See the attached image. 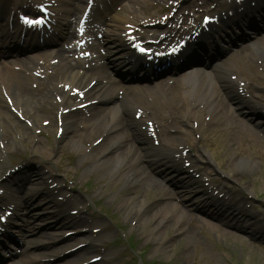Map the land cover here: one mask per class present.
Wrapping results in <instances>:
<instances>
[{
    "label": "bare ground",
    "instance_id": "6f19581e",
    "mask_svg": "<svg viewBox=\"0 0 264 264\" xmlns=\"http://www.w3.org/2000/svg\"><path fill=\"white\" fill-rule=\"evenodd\" d=\"M68 7L71 4L68 0H59ZM83 1V0H81ZM112 0L110 6L104 12L106 19L104 20V26L114 27L117 30L122 29L123 24L126 25L128 23H135L134 19L130 17L126 12L124 15L120 13H115L116 9L115 6L120 0ZM221 3L224 5L226 4L225 1L221 0ZM261 3H259L260 5ZM258 5V6H259ZM262 5V4H261ZM233 7V6H232ZM128 10V9H127ZM56 11V10H55ZM63 11V13H62ZM71 9H60L58 10L59 19L58 22L61 24H65L66 22V15L70 13ZM250 9L246 8L243 12H237L236 17L238 19L242 17H249ZM63 16V18H62ZM230 19H224L223 21L227 23ZM139 21V25H144L145 22ZM241 21V20H240ZM239 24V21L237 22ZM71 25V23H70ZM103 26V27H104ZM250 26L252 23L250 22ZM103 27L98 29L97 32H103ZM125 27V26H124ZM125 28L123 34L115 32L114 34H105V37L102 41H100V45L102 43L104 47H106L110 52H114L115 61H120L122 63H127L131 65V68L134 69L136 66L143 63V58L137 57L134 55L133 50L130 49L127 45V36H126ZM180 31H176L178 34ZM70 40V39H68ZM66 40V41H68ZM10 45V44H9ZM9 49V48H8ZM213 50L212 45L206 48V53H209L210 50ZM67 48L61 46L59 49L54 51L56 57L59 58V62L53 66L54 73L52 71L51 77L49 80L46 81L47 87H52L46 94L45 99L47 102L50 103L51 108L47 107L48 109H52L54 111V107H57L59 103H56L52 100V95L55 91H61L58 83L64 82V87H69L70 92L63 91L62 94L65 97L64 101L61 105L65 106V108L72 107V105L82 104L87 100L77 102L78 96H72L71 92L75 88H79L81 91H85L86 97L92 96L93 92L96 90L97 93L93 94V99H97V104H90L87 108L90 109L91 114L89 116L84 115L82 111L79 109L77 111H71L70 114L66 115L62 113V121L63 125L72 132L71 136V143L76 147L80 154L87 153V155L92 156L88 153L87 147L83 148V142H86V138L89 137L91 140V151L95 150L97 153L93 156L92 162H90V170H99V169H106L109 171L111 175H117L119 169H122L124 172L122 174H118L119 177L123 176L126 180L125 187L126 188H141L142 185L149 186L150 183L158 185V181L154 179L148 170L142 166L144 162V155L139 153V150H144V144L149 140V136L147 131H144L140 124L142 123L141 120H136L135 115L138 111H135L134 117L131 116V110L134 108H139L140 106L144 107L145 113L142 118L147 115L153 116L154 118L159 120V125L161 127V133L169 137L172 141L171 147H159L154 148L153 151L161 152V157L156 159L153 165L157 167H163L169 169L168 165V158L172 157V152L178 153L180 151V147L183 145L182 142V135L180 133L179 126H173L174 123H179V117H177V113H181V106H182V97L181 94L183 93L186 97H190L194 104L202 105L201 110L205 109L208 115L211 116V123H217L220 119L225 118L226 121L229 123H235L237 116L234 112V108L231 106L230 102L237 106L241 112L245 109L249 110L250 113L248 114L249 117H254L255 115H261L262 118L264 114V104L256 101L255 99L251 98L250 100L247 99V95H240L238 93L239 88L241 87V82L246 81L244 85V89L248 92H251L253 97H257L260 100L264 101V95H255L256 90L249 84L250 77L248 74L244 72L246 68V62L241 58H237L232 65H229L224 68V71L219 76L217 82L211 78V76L205 72L202 68L194 67L190 68L187 72L183 74H179V80L175 78L173 82H169L168 80H164L161 82L156 83L154 88L148 86L147 91L144 94V99L148 101V103H144L141 100H136L134 97L129 99L120 98L118 94L115 93L116 88L122 87L120 82H113L111 81L110 75L103 65H96L90 69H83L82 63L72 62L70 57L67 55ZM6 53H12L11 50ZM239 53H244L245 59L247 60L250 58L252 62L256 60H262L264 62V40L256 42L253 46L244 47L241 49ZM47 57H50V52L45 53ZM212 57V56H211ZM211 61V59H210ZM28 63V62H27ZM189 65V64H188ZM14 72L10 67H6L4 69H0V76L11 74ZM237 74L235 79H232V75ZM23 75V82H24ZM96 79L97 82L95 85L90 86V83ZM90 80V81H89ZM176 80V81H175ZM248 81V82H247ZM73 84V85H72ZM26 89H23V93H25ZM44 94V93H43ZM180 94V96H179ZM131 97V96H130ZM16 103L22 105L23 99H25L22 94H19L16 97ZM238 103H236V102ZM109 103V104H108ZM104 104H108V106H104ZM101 110L98 109V106H101ZM123 110L124 116L118 117L117 112ZM53 113V112H52ZM76 113L77 115L71 114ZM109 118H106V114H110ZM13 117V113L7 109L5 104L0 101V138L2 140H7L6 143H10V147L6 146V148L2 151L0 150V157H6L13 147V142L15 140L13 134L10 133L9 129L6 128L5 121L8 118ZM76 119L74 122L73 119ZM194 118L193 112L186 114V121L188 126H192L194 128L193 123L191 124V119ZM160 119L162 122H160ZM151 120V119H150ZM17 118H13V124L18 126L20 124L16 123ZM7 123V122H6ZM90 124H93L90 127V130L86 128ZM98 124L99 127L93 129L94 126ZM201 124L206 125L204 122ZM5 127V129H2ZM23 129L24 132L28 129ZM195 128V129H199ZM2 129V130H1ZM93 129V130H92ZM29 130V129H28ZM27 130V131H28ZM68 130V131H69ZM86 130L88 131V135L86 136ZM30 131V130H29ZM2 134V135H1ZM131 136V138H130ZM103 137L101 143L97 144L98 138ZM64 138V137H63ZM63 138H61L63 140ZM170 141V140H169ZM96 144V145H95ZM150 151L151 149L148 148ZM2 158V157H1ZM247 159H237L235 160L234 164L238 168H245L248 165ZM252 163V162H251ZM157 164V165H156ZM253 164V163H252ZM27 167V166H25ZM31 169V168H30ZM185 169L181 167L179 171ZM23 168H20L18 171L22 172ZM32 170V169H31ZM27 171V170H26ZM177 175H181L180 172ZM17 173V172H15ZM13 175V174H12ZM36 178L31 179V184L33 181H42L44 180L43 176L37 174ZM117 175V176H118ZM188 178V177H186ZM152 180V181H151ZM46 193H50V191L45 190ZM43 191L41 194L45 195ZM31 196V197H30ZM28 196V200L24 203L25 205L18 206L14 201L6 202L5 204H9V207L13 208L14 216L16 217H23L21 224L18 225L20 232H23V262L15 261L16 263L13 264H51V261H46L48 259V253L46 251L52 247L54 249H59L60 245L52 244H44L43 242L36 240L35 237L41 235L44 230H48L50 226L46 228H37L34 226L29 218V214L32 211L31 206L34 204L33 195ZM46 196V195H45ZM33 200V202H32ZM215 200V202H212ZM130 201V200H128ZM138 201V200H137ZM206 202L208 204L213 205L215 208L219 207V210L225 213L231 211L229 215L236 214L241 215L242 219L247 221L250 225L251 218L250 214L245 212L244 209L241 207L235 208V206L225 199H214L213 197L207 196ZM49 203H57V199H51ZM48 203V204H49ZM71 204H77L78 202L73 200L68 201ZM130 203V202H125ZM162 205L159 203L151 205L152 207L156 206L155 208H151L152 214L150 213H143L142 221L143 224H147L150 217H155L157 220V224L155 227H151L148 230V233L157 232L159 230V226H167L171 222L176 226V233H179L183 230L181 224V218L183 217V211L181 212V208L177 204H169ZM159 205V206H158ZM79 206V205H78ZM143 205L136 204L132 206V209H142ZM23 207L24 214L19 211V208ZM51 207V206H50ZM55 214V211L53 212ZM56 215V214H55ZM150 215V216H149ZM136 216V215H135ZM237 218L236 216H233ZM13 214L9 217L7 222L8 225L13 224ZM66 221L65 224L75 225L78 221L72 219L70 216L64 217ZM240 221V220H239ZM242 223H244L242 221ZM164 226V227H165ZM163 227V228H164ZM24 229V230H23ZM185 233L191 234V232L184 230ZM16 243L18 241L15 240ZM70 245V244H69ZM165 246V245H164ZM69 247V246H67ZM66 247V248H67ZM92 247V246H90ZM166 247V246H165ZM84 247L79 248L77 251H70L64 252L63 255L58 252L57 254H53L55 256V262L64 259L65 262L69 263L67 257H71V255L81 251ZM84 248L83 250H85ZM21 250V251H22ZM39 251V252H35ZM51 251V250H50ZM65 251V250H64ZM35 255V256H32ZM12 257V255H11Z\"/></svg>",
    "mask_w": 264,
    "mask_h": 264
},
{
    "label": "rangeland",
    "instance_id": "374dc122",
    "mask_svg": "<svg viewBox=\"0 0 264 264\" xmlns=\"http://www.w3.org/2000/svg\"><path fill=\"white\" fill-rule=\"evenodd\" d=\"M26 107L25 109L31 112L32 107ZM50 128H53L52 125ZM50 133L54 137V132ZM208 133L205 131V139L215 137L211 143L212 150L221 157V162L228 170L227 177L214 178V174L209 176L215 181L220 180L219 185L227 187V190L237 198H240L239 192L243 191L242 188H246L248 196L242 200L243 206L245 204L249 211L257 216V219H264V141L248 137V143L255 145L256 148L246 149L238 155L236 150L238 151L239 146L233 141L226 142L222 139L223 135L215 130ZM21 138L24 141L17 146V151L20 152L16 153L19 154L18 158L26 151L34 153L37 150L47 149V146L43 144L45 139L42 140L43 143L37 144L36 138H31L28 142L22 134ZM258 151L261 155L257 153ZM95 153L96 151L93 155ZM16 154L10 157H15ZM53 154V160L61 165H57L53 171L54 178L59 181V187L77 197H87V199L85 197L87 205L83 206L77 215H74L70 208H67V213L79 218L81 213L87 216L89 212H93L95 218L101 216L98 219L108 220V226H110L104 232L107 236L95 242L96 247L86 251L83 258L74 261L73 264L89 263L91 256L104 254V252L107 253L105 264H141L142 260L148 264H264V239L261 238L264 233H260L261 237H255L239 231L238 228L234 229L226 223L213 221L216 224L214 226L204 221V218L195 220L192 215L186 214L181 219L180 225L183 230L190 228L191 234L183 230L176 233V226L172 222L164 228L157 229V232L149 234L148 230L155 227L158 219L150 217L148 223L144 225L142 215L143 213L152 214L148 206L164 195V192H161L162 188L148 190L144 188L143 192H145L142 193L140 189L134 191L131 188H124L126 180L123 178L115 180L106 169L89 171L88 162L79 160L75 147L69 139L59 143V147L54 146ZM237 157L252 159L254 167L238 168L234 164ZM235 185H240V188L234 187ZM254 194L257 197H254ZM136 204L143 205L142 209H132L131 205ZM99 209L106 210L119 224L121 230H117L114 222L112 224ZM263 224L264 221H261L260 225ZM79 226H67L66 230H63L64 235ZM115 239L118 240L110 243Z\"/></svg>",
    "mask_w": 264,
    "mask_h": 264
},
{
    "label": "snow or ice",
    "instance_id": "6c2138e0",
    "mask_svg": "<svg viewBox=\"0 0 264 264\" xmlns=\"http://www.w3.org/2000/svg\"><path fill=\"white\" fill-rule=\"evenodd\" d=\"M28 22H30V23H31V21H28Z\"/></svg>",
    "mask_w": 264,
    "mask_h": 264
}]
</instances>
